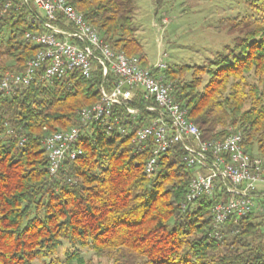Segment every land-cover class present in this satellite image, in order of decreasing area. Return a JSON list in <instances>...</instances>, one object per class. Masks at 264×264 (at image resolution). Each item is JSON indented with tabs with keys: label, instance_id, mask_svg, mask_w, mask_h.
Listing matches in <instances>:
<instances>
[{
	"label": "trees",
	"instance_id": "obj_1",
	"mask_svg": "<svg viewBox=\"0 0 264 264\" xmlns=\"http://www.w3.org/2000/svg\"><path fill=\"white\" fill-rule=\"evenodd\" d=\"M134 1L71 3L113 50L146 66ZM244 2L257 17L231 23V46L206 65L171 66L161 75L202 140L237 132L247 151L264 158V0ZM5 3L0 80L22 72L36 51L23 39L24 16ZM101 80L99 73H69L9 96L0 92V264H90L83 250L104 264H264V194L246 217L226 221L219 241L211 239L212 206L230 197L216 189L186 204L193 170L178 145L147 175L150 149L136 151L131 143L142 116L123 122L124 133L90 127L79 142L82 154L49 174L42 138L72 126L80 109L95 104Z\"/></svg>",
	"mask_w": 264,
	"mask_h": 264
},
{
	"label": "built area",
	"instance_id": "obj_2",
	"mask_svg": "<svg viewBox=\"0 0 264 264\" xmlns=\"http://www.w3.org/2000/svg\"><path fill=\"white\" fill-rule=\"evenodd\" d=\"M71 1L6 0L4 6H13L24 16L28 29L23 39L36 51L22 72L2 75L3 95L32 83L52 84L69 73L86 79L101 75L98 101L80 109L72 126L42 138L49 174L55 176L66 161L82 154L79 142L90 127L124 133V123L142 116L144 124L134 130L131 143L136 151L150 149L144 165L147 175L154 172L160 155L178 145L183 161L193 170L185 203L210 196L216 189L230 197L211 209L209 236L219 241L226 221L246 217L255 208L258 194H264V158L247 151L237 132L222 139L202 140L176 101L173 86L159 75L166 66L159 63L148 69L139 57L113 50Z\"/></svg>",
	"mask_w": 264,
	"mask_h": 264
},
{
	"label": "rangeland",
	"instance_id": "obj_3",
	"mask_svg": "<svg viewBox=\"0 0 264 264\" xmlns=\"http://www.w3.org/2000/svg\"><path fill=\"white\" fill-rule=\"evenodd\" d=\"M256 17L244 0H135L132 21L145 67L153 69L159 63L166 68L206 65L232 45V22ZM82 255L87 263L104 264L91 252Z\"/></svg>",
	"mask_w": 264,
	"mask_h": 264
}]
</instances>
